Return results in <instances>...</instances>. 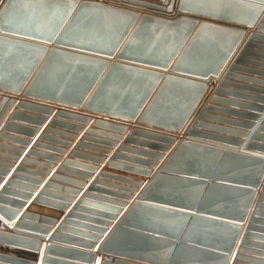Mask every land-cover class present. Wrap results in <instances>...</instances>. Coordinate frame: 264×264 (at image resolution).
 Segmentation results:
<instances>
[{
  "label": "water",
  "instance_id": "95a60500",
  "mask_svg": "<svg viewBox=\"0 0 264 264\" xmlns=\"http://www.w3.org/2000/svg\"><path fill=\"white\" fill-rule=\"evenodd\" d=\"M261 42L264 0H0V109L15 104L0 137L32 134L11 120L41 123L54 107L51 124L85 134L115 140L132 124L106 166L145 178L101 171L105 188L89 185L41 243L56 221L20 213L37 180L18 167L0 188V264H264ZM99 151L80 154L100 164ZM78 153L58 169L88 178L64 169L97 170ZM48 186L64 191H41L48 210L76 192Z\"/></svg>",
  "mask_w": 264,
  "mask_h": 264
},
{
  "label": "crops",
  "instance_id": "0c3cea01",
  "mask_svg": "<svg viewBox=\"0 0 264 264\" xmlns=\"http://www.w3.org/2000/svg\"><path fill=\"white\" fill-rule=\"evenodd\" d=\"M254 31L253 28L248 29V34L252 33ZM264 43V42H261ZM262 51V50H257ZM264 62V58L261 60ZM259 69L264 70V67H260ZM216 85V81L213 82V88ZM214 91V90H213ZM213 91H208L205 102L209 98L210 95H212ZM17 98V96H15ZM204 101V100H203ZM6 104L3 105V107L0 109V132L3 130L4 125L10 121L11 116L13 114V111H15V104L11 107L5 109ZM57 108H53L52 113L43 115L44 120L41 123H34L30 120L26 119H13L11 120L13 123L18 125H24L26 127H33L35 131L32 134L21 132L20 130H12V129H5L3 132V137H0V153H5V155L0 154V161H4L8 163V166L3 167L5 169V173L3 175H0V179L2 182L0 183V188H2L3 184L5 183L6 179L16 171L18 167H24L25 169L19 170L17 173L23 176H27L33 179H36V182L26 181L28 185L33 186L32 191H28L27 198L23 200V204L20 207V213L26 210L31 209L35 213L47 214L48 216L53 218L54 221H56V224L52 229L47 233H42V236L40 238H43L45 236V240L41 239L42 242H49L51 239V235L55 227L58 225V223L62 220V217L59 218V215L61 213H64L63 215H66V213H71L72 206L74 202L78 199V197L83 193L85 190H87L89 185H96L99 189H104L105 184L103 183H94L95 177L98 176V174L103 172H108L112 174L122 175V176H131L134 179H145L142 176L130 174L121 170H118L114 167H107L106 162L110 155L115 153L117 151L118 146L121 144L123 139L127 137V134L130 129H133L132 124H129L127 126L128 131H125L124 133H120V138H117L115 140L102 136L101 133L92 132L90 134H85L84 131L87 127H89L88 124H83L81 128H69L63 125L59 124H51V119H54V114ZM23 113H27L29 115L37 114L39 116H42L40 113H35L33 111L29 110H23L21 109ZM62 120V119H61ZM75 123V122H72ZM75 126L77 127L78 124L75 123ZM79 127V126H78ZM50 128V130H49ZM97 131H106L109 132V130L99 127L96 128ZM82 141V137H85ZM101 140H107V141H114V143L111 145L110 143H103ZM80 141V144H78ZM7 145V146H3ZM100 147V148H99ZM98 148V149H97ZM101 148L108 149L109 154L106 155V159L102 160L100 164L96 163V160L91 157H83L80 153L89 154L91 156H100L104 157L105 154H102V151H99ZM73 150H77L79 153L76 155H72L70 157V161L80 163L82 165H95L97 167V170L91 174L92 172H89L88 169H85L84 167L80 165H75L71 163H67L64 166V169L72 170V171H80L85 173H90L88 178H85L84 176H79L74 173H71L70 171L60 170L58 167H60L63 164L64 159L69 157V153ZM31 151H36L37 153H48V155H54L56 159L48 158L41 156L40 154H30ZM51 153V154H49ZM32 171H30V170ZM53 174H60V176L63 177H72L77 180L82 181V185L78 184H72L69 183L63 179L60 178H53ZM90 177V178H89ZM85 178V179H84ZM101 181H106L108 179L102 177L100 178ZM18 179L16 178V181ZM109 181V180H108ZM48 183L61 185L62 187L69 186L74 189H76V192L70 193L71 200L63 201L65 203L66 208L63 209H54L50 208L52 210H48L47 206L41 202H37L36 198L43 197L48 198L46 195L42 194V190L47 189L48 191L52 192H60L64 193L63 189H58L56 187L48 186ZM59 190V191H58ZM97 192V191H96ZM264 193V192H262ZM31 206V207H30ZM84 207V206H82ZM58 211V212H56ZM60 212V213H59ZM19 213V215H20ZM76 214L86 215L82 211L76 210ZM18 215V216H19ZM0 230L2 231H10V229L3 225L2 222H0ZM39 255H41V247L38 252ZM97 255L98 252H95ZM102 260H103V254ZM257 256V255H256ZM255 256V257H256ZM39 262L37 261V264ZM247 264L246 262H243Z\"/></svg>",
  "mask_w": 264,
  "mask_h": 264
},
{
  "label": "bare ground",
  "instance_id": "6f19581e",
  "mask_svg": "<svg viewBox=\"0 0 264 264\" xmlns=\"http://www.w3.org/2000/svg\"><path fill=\"white\" fill-rule=\"evenodd\" d=\"M101 2H104V0H100ZM248 29H250V28H248ZM213 86V85H212ZM214 90V88L211 90V91H213ZM205 102V101H204ZM176 136V135H175ZM177 139H179L180 137L179 136H177L176 137ZM144 180V179H143Z\"/></svg>",
  "mask_w": 264,
  "mask_h": 264
}]
</instances>
